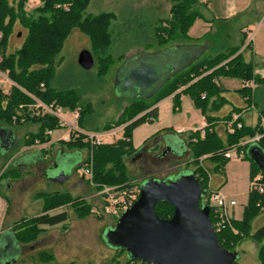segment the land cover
<instances>
[{
	"label": "trees",
	"instance_id": "1",
	"mask_svg": "<svg viewBox=\"0 0 264 264\" xmlns=\"http://www.w3.org/2000/svg\"><path fill=\"white\" fill-rule=\"evenodd\" d=\"M24 1L16 0L15 3H12L9 0H0V70H7V75L13 82L7 93H4L0 88V126L15 129L26 123H36L37 132H32L24 140V146L33 144L35 139L41 143L46 142L49 136L45 135V130L58 128L55 117L33 112L29 107L34 103L33 98L45 103L53 102L66 110L78 108L77 124L86 129L104 131L123 125L117 139L111 143L94 146L83 163L91 161L90 180L96 190L103 186L126 189L134 184L128 176L126 159L134 157L141 150L135 149L132 145V130L138 124L150 118H156L157 109L153 106L160 100L172 95L174 107H177L180 94H187L208 124L204 135L201 136L197 131L177 134L164 129L161 138L166 144L169 142L179 144L180 148L177 154L189 157L186 164L193 166L190 171L196 176L205 191V195L200 200L202 205L209 206L205 198L210 171L222 170V165L228 160L223 156L226 149L238 146L244 138L258 135V140L252 143H255L264 152V126L262 125V121L264 123V107L259 110L260 116L256 125H245L238 118L242 126L235 128L232 133L226 131L224 139L219 137L214 130L213 121L216 117L210 114L212 111L219 110L227 102L226 98L221 95L226 92V89L217 82L220 76L237 78L244 82L252 81L258 89L259 86L264 88V77L256 74L253 64L244 61L241 51L239 52L245 35L240 45L224 47L213 56L195 61L184 71L168 80L154 95L145 99H135L122 110L116 120L102 127L92 122L90 105L81 99V95L76 90L59 87L56 84V60L64 41L73 29H78L88 38L89 51L93 55L94 63L97 64V73L105 75L114 61L111 48L118 47L124 51L137 44L164 47L173 41H189L188 29L195 18L203 17L197 0H172L169 16L158 20V25L156 20L152 21L148 17L136 13L133 15L136 19H131L136 26H133L134 23L127 19L123 23L120 22L119 30L116 27L118 20L116 21V15L112 12H101L97 15L86 14L90 0H41V5L36 9L35 15H28L23 11ZM205 1L207 2V0ZM63 4L67 5V9L62 7ZM16 23L25 27L27 33L22 45L15 52L6 53L9 36ZM245 47H250V42ZM180 88L182 89L178 91ZM238 92L248 103L255 100L256 95L252 94L249 87L243 86ZM20 105L22 107H19ZM239 110L234 107L223 117V120L230 121L232 113L239 112ZM21 118L23 120H20ZM154 138L155 136L151 139ZM61 142L67 148L88 150V146L80 139ZM252 143L242 146L243 158L247 157V148ZM12 149L4 157H7ZM202 156L205 157L201 159ZM205 159H208L212 164L211 167L203 164L202 161ZM256 168L259 171L258 174L261 175V183L264 184V170ZM256 175L252 176L251 181ZM68 204L73 208L78 218L86 217L92 212L91 204L79 197H73L68 193L50 194L44 197L40 214L17 221L8 233H12V239L16 243L30 244L44 230L42 226L52 227L66 221V211L50 214L48 210ZM209 208L211 221L214 222L212 207L209 206ZM154 210L161 218H169L173 213V207L166 202L157 203ZM263 211L264 192L250 187L241 218H232V228L226 227L216 231L220 245L225 249L235 251V246L243 238L250 237L258 243L257 258L260 264H264V225L252 232V221ZM114 250L117 253H125L120 248ZM36 257V261L40 264H59L54 260L53 254L45 250L38 251ZM117 257H114L116 264H118ZM121 264L148 263L126 256ZM232 264H238L237 259Z\"/></svg>",
	"mask_w": 264,
	"mask_h": 264
},
{
	"label": "rangeland",
	"instance_id": "2",
	"mask_svg": "<svg viewBox=\"0 0 264 264\" xmlns=\"http://www.w3.org/2000/svg\"><path fill=\"white\" fill-rule=\"evenodd\" d=\"M9 1L15 3L16 0ZM157 1L165 3L164 6L159 5L160 8H158L157 15L154 14L150 16L151 20H156L157 23H155L158 25V20L165 19L169 16L172 0ZM213 1L214 3L217 2V0ZM141 2L142 0H90L86 8V14L97 15L101 12H112L116 15V21L118 20L116 27L119 30L120 22L123 23L127 19H136L133 15L136 14L138 8H141ZM197 2L203 17L195 18L188 30L192 35L201 36L206 28L207 31L203 34L206 36L204 40L217 42L214 47L208 48L206 52L201 55L200 58L202 59L213 56L220 47L219 45L226 42L233 43V41H235L233 35L237 33L233 31L227 35L217 32L222 22L214 17L222 15V11L217 13V10L205 0H197ZM246 2L247 0H236V8L240 10H243L252 2L253 3L243 15L240 14L228 20L224 25L229 26L230 30L237 29L239 26L244 25L248 31V36L245 37L243 44H247L251 39L254 41H264V0H251L248 1V3ZM23 11H25L24 7ZM25 13L28 15H35L37 10H29L25 11ZM132 22L134 23V21ZM123 26L127 27L125 24H123ZM133 26H136V24L134 23ZM26 33V28L20 23H16L9 36L5 52H15L22 45ZM200 42H202V40ZM136 47V45L132 46L130 50L123 52V58L129 55V52L132 53L137 51L138 48ZM153 47L159 48L158 45H154ZM83 48H89L88 38L78 29H73L64 41L63 47L58 54L55 64V81L59 87H68L76 90L78 94L81 95V99L90 105V112L93 118L92 122L102 127L116 120L123 108L125 106L127 107L136 97L132 95L122 83L115 80L114 73L120 62L119 60H121L118 47L111 48L114 61L109 66L105 75L97 73L96 63H94L90 69H83L79 66L77 63V55ZM147 48L150 49L152 47L149 46ZM255 62L256 63L253 65L254 69L258 67L264 68V62H261L258 57H255ZM7 73V70H0V88L4 93H7L13 84ZM226 79L228 80H224V84L228 87L233 86V80L230 82V77ZM234 81L239 82L237 79ZM262 91L263 88L259 86V89L256 90V95L261 94ZM181 99L182 102L179 99L182 105L180 110L174 107L173 100H168L162 103L161 106L162 118L164 119L161 120V122L172 124L171 126L174 129L181 128L180 126L184 122L183 119H185L184 117L187 115L185 113L190 112L189 109H196L187 94H184ZM32 110L35 112L34 107H32ZM257 111H259V109H257ZM254 113V111L247 112L248 115ZM62 115L65 118L72 119L70 113H62ZM172 127H170L171 130H173ZM64 129L52 132V137L60 135ZM12 130L15 135L14 148L7 157H4L7 153H0V181L2 182L4 179H8L11 184L8 189L3 185L0 186V264H40L36 261V254L41 250L52 253L54 260L59 264H116L114 262V257L117 256L118 264H121L125 260L127 254L124 252L117 253V251L110 247L105 241L106 231L114 226L118 217L101 211L103 196L99 194L104 186L96 190L94 184L91 183V180L87 176L84 178L94 186L93 192L95 193L85 201L91 204L94 212H91L86 217L78 218L69 204L54 207L48 210L50 214L62 211L67 212V219L64 223L52 227L43 226L44 230L38 235V237H41L37 242H35L37 240L35 239L30 242V244H18L12 239V233H8L9 229L12 228L13 224L17 221L29 219L40 214L42 212L45 196L55 193H68L71 196L73 195V197H79L81 199H83L82 197L84 196L83 193L74 191L72 194L69 191L73 187L77 188L81 186L79 176L81 177L82 174L78 171V168L72 171L73 177L67 184L63 185L57 181L48 180L50 176L48 173H52L51 165L53 161L55 162L54 158H57L56 153H54L55 149L51 147V156L45 157L44 159H41L34 151L36 150V152H38L39 150L36 146L48 142L49 139L46 142H40L39 145L36 142L38 139H35L33 144H27L25 146V148L29 149L20 152V148L24 146V140L27 139L32 132H37L38 128L36 123H26L23 124L19 130L16 128V131L14 129ZM120 132L121 131L115 136H107V139H117L120 136ZM247 139L248 138H244L240 142ZM56 140L57 144L66 148L64 143L59 141L58 137ZM139 149H141L140 152L134 157L126 159L128 176L133 183L139 184L144 178L148 177L165 180L176 179L180 175L188 173L193 167L191 164H186L189 159L187 155L182 156L174 154L170 152V150L166 151L162 159L157 160L153 158L155 155L165 150L164 141L161 136L146 143ZM203 157L205 156H202L201 159H203ZM83 161L81 163H83ZM202 162L208 167L212 165L209 163L208 159ZM88 165L89 167L91 166V161H89ZM46 166L48 167L45 168ZM256 167H258L257 164L248 156L246 158L228 159L222 165L221 171H210L209 186L212 189H217L218 192L226 197L234 199L236 205L233 207V210L236 208L240 212L242 207L246 204L252 176L254 174L258 176L259 171ZM255 177H253V179ZM214 186H216V188ZM82 192L85 194L87 193V191ZM2 197L5 200L2 199ZM238 211L236 212L238 213ZM263 225L264 211L253 220L252 231ZM30 245H33V247ZM258 246V243L250 237L243 238L235 246L238 264H260L256 255Z\"/></svg>",
	"mask_w": 264,
	"mask_h": 264
},
{
	"label": "water",
	"instance_id": "3",
	"mask_svg": "<svg viewBox=\"0 0 264 264\" xmlns=\"http://www.w3.org/2000/svg\"><path fill=\"white\" fill-rule=\"evenodd\" d=\"M177 50L174 47L159 55L143 54L126 59L116 69L115 80L136 99L149 98L199 53L195 46L182 52ZM77 63L83 69H90L94 65L93 55L88 49H82ZM14 139L11 128L0 126L1 154L13 148ZM170 143L173 144L169 142L168 149ZM246 155L264 170V152L258 146L247 148ZM56 163L48 180L62 182L67 174L56 172ZM139 187L137 199L105 233L110 247L123 249L129 258L148 264H232L237 259L235 251L220 245L210 208L200 201L205 191L191 171L176 179L144 178ZM160 202L173 207L169 218L156 214L154 208Z\"/></svg>",
	"mask_w": 264,
	"mask_h": 264
},
{
	"label": "crops",
	"instance_id": "4",
	"mask_svg": "<svg viewBox=\"0 0 264 264\" xmlns=\"http://www.w3.org/2000/svg\"><path fill=\"white\" fill-rule=\"evenodd\" d=\"M248 1H251V0H247L246 3H248ZM207 2H209V4H211V6H213L217 10V13L222 11V15L214 17V18L218 19V21L222 22V23H220V25H219V27L217 29V32L224 33V34H227V35L229 33L233 32V31H236V33H237V34H234L235 36L232 34L233 38L235 40V41H233V43L232 42L231 43H227L226 42V43H224L222 45H219L220 47L217 49V52L221 51L224 47H233V46L240 45L244 35H245V37L248 36L247 35L248 31L246 30L245 26L241 25L237 29L230 30L229 26H225L224 23L227 22L228 20L236 17V16H239L240 14L243 15L249 9V7L251 6V4L253 2L252 3L250 2L251 4L248 5L247 7H245L243 10H240V9L236 8V6H237L236 5V0H217L216 3H214L213 0H207ZM164 4L165 3H163L162 1L158 2L157 0H142V2H141L142 6H141V8L137 9L136 13L151 19L150 16H153L154 14L157 15L158 8H160L159 5L164 6ZM169 6H170V4H169ZM145 11H147V12H145ZM146 13H148V14H146ZM206 31H207V29L205 28L203 34ZM187 34L190 37L189 41L171 42V43L165 45L164 47L163 46L159 47V48L158 47H152V48L148 49L147 47H149V46H147L145 44H137L136 48H138V50L134 51L132 53L129 52V55H127L125 58H123V54L122 53L125 52V51L130 50V48L132 46H130L127 50H124V51H121L119 49L120 54H121V56H120L121 60H119L120 62L118 63V67L126 59H129V58L137 56V55H143V54H145V55H150V54L151 55H159V53L162 52L163 50L169 49V48H174V47L175 48H179V50H177V51L182 52L183 49H185V48H188L190 46H195L197 48L198 52H199L197 57H195L194 59L189 61L187 64H185L178 72H176L173 75V77H174L175 75H177L180 72L184 71V69H186L192 63H194L195 61L201 59L200 58L201 55H203L208 48L214 47L216 45V43H217L216 41H212V42L205 41L204 38L206 36L203 35V34L201 36H195V35L190 34L189 30H188ZM201 40H202V42H200ZM250 43H251L250 47H245L246 44H241V46H240L239 52L241 51V53L243 55V58H244V61L252 62L253 65H254L256 63L255 62V57H258L261 62H264V41L263 40L254 41L253 39H251ZM133 46H135V45H133ZM83 49H88L89 50V48H83ZM115 72H116V70H115ZM254 72L256 74L260 75L261 77H264V68L258 67L256 69H254ZM226 78L227 77L220 76L218 78L217 82L220 83L226 89V92L222 93L221 95L226 98L227 102L223 106H221L219 108V110L210 112V114L212 116L216 117V119H214V121H213V123H214V125H213L214 127L213 128L217 132L218 136L223 138V139L225 138L226 127H227V121L223 120V117L225 115H227L234 107L238 108L240 110H239V112H233V113H237L239 115V119H240V121H242L243 124L250 125V126H254L258 122L260 114H259V111H257V109L260 110V108L264 107V88H263V91H262V93L260 95H256L255 91H256V89H258V87H257V85L254 82H252V81L244 82V81H242L240 79H237V78H231L230 82H232V80H233L234 84H233V86L228 87V86H226L224 84V80H228ZM236 79L239 80V82L234 81ZM243 86L251 88L252 94L256 95L255 100L253 99L250 103H248L240 95V93L238 91ZM181 89L182 88H180L178 91H180ZM152 95H154V93ZM183 95L184 94H180L181 102H182L181 97H183ZM172 97L173 96L170 95V96L160 100L159 102L156 103V105L153 106V107H156V109H157L156 118H150L149 120L138 124L132 130L131 142H132V145H133V147L135 149H139L141 146H143V144L146 141H148L147 143H149L152 140H154L155 138L160 137L163 134V131H165L166 129L170 130V131H173V132H175L177 134H187V133H190V132H194L198 128H202V121L205 120L204 116L200 113V111L198 109H195V108L194 109H189L190 112H186L185 113L187 115L184 117L185 119H183L184 122L180 126L181 128L174 129L171 126L172 124H166V122H163V121L161 122V120H164L162 118V111H161L162 103H164V102H166L168 100H173ZM180 107H182V105L179 102V106H177L175 108L180 110ZM250 111H254L255 113L251 114V115H248L247 112H250ZM262 125L264 126V123H262ZM22 126L23 125H20L16 129L19 130ZM170 127H172L173 130H171ZM57 130L58 129L53 130L52 132H55ZM58 136L59 135H57L55 137H52V133H51L49 135V141L46 142V143L40 144L39 146H36V147H38L39 151L36 152V150H35L34 152L38 156H40L41 159H44L45 157H50L51 156L50 150L52 149L51 147H54L53 148V149H55L54 153H56V156H57L56 159L54 158V160L57 162L56 163L57 165L55 166L57 168L56 172L63 171L64 174H67V178L65 180H63L62 182H59V183L64 185V184H67L68 182L71 181V178L73 177L72 171L74 169L78 168L80 163L85 159V153L86 152L84 150H79V149H76V148H69L68 149L67 147L66 148L61 147L59 144L56 143L57 142L56 138ZM153 136H155V138L151 139ZM251 146L255 147V143L249 144L248 148L251 147ZM27 149H29V148H25V146H22L20 148V152H23L24 150H27ZM30 155H32V154H30ZM30 155H28V156H30ZM54 164H55V162L53 161V164L51 165V167H53ZM47 167L48 166H46L45 168H47ZM48 175H51V173H48ZM76 176H78V175H76ZM86 181L87 180L84 178V176L83 177L79 176V182H80L81 186L77 187V188L73 187L69 191L72 194L74 193V191L83 193L84 196L82 198L84 200H87V198L92 197L95 192H93L94 186H92V184H90L89 181H87V182ZM2 185L5 188H7V189L10 188V185H11L10 184V180L4 179L2 182L0 181V186H2ZM214 187L216 188V186H214ZM85 189H87V190H85ZM82 191H87V193L85 194ZM2 199H4V198L2 197ZM243 207H242V210H243ZM235 209L236 208H234V210L232 211L233 216H234L235 219H240L242 210L239 212L237 209L236 210ZM236 211H238V213ZM40 237H38L35 242H37ZM30 246L33 247V245H30ZM256 255H257V252H256Z\"/></svg>",
	"mask_w": 264,
	"mask_h": 264
},
{
	"label": "built area",
	"instance_id": "5",
	"mask_svg": "<svg viewBox=\"0 0 264 264\" xmlns=\"http://www.w3.org/2000/svg\"><path fill=\"white\" fill-rule=\"evenodd\" d=\"M41 5V0H25L23 7L25 11L36 10ZM63 8L67 9V5L63 4ZM250 42V41H249ZM42 86V85H41ZM34 103L29 107L35 108V114L39 115H51L55 117L58 123V130L64 129L61 134L58 136L59 141H70L75 139H80L81 142L85 143L88 146V150H86V158L88 154H90L92 148L96 145L111 143L113 140L107 139V136H115L119 131L122 130L123 126L112 127L108 130L104 131H95L90 129H85L80 127L77 124V120L79 118V109L66 110L61 106L56 105L55 103H45L39 99L33 98ZM22 107V106H20ZM62 113H70L72 115V119H68L63 117ZM239 115L237 113H233L231 115V120L227 122L226 131L232 133L235 128H240L242 123L238 121ZM15 119V117H14ZM205 119V118H204ZM20 120H23L21 118ZM206 120L202 121V128H198L195 131L199 132L201 136L204 135L205 129L207 126ZM56 130V129H55ZM53 130L47 129L45 130V135H50ZM194 131V132H195ZM259 138L258 135L248 138L245 141L239 143L238 146H232L226 149L223 153V156L227 159H238L244 156V150L242 146L247 143H252L257 141ZM57 141V140H56ZM39 145V140L36 141ZM89 161L86 163H82L78 166V171L84 177H88L91 179V166L89 167ZM250 187L259 191L264 192V184L261 183V175L258 174L251 182ZM139 184L134 183L132 186L123 189L117 188L115 186L109 187L104 186L99 195L103 196V203L101 211L110 214L112 216L118 217L125 209L130 207L134 201L137 199L139 195ZM206 198L205 201L208 202L209 206L212 207V212L214 216L213 228L216 231L230 227L231 220L233 216V207L236 205V201L234 199L228 198L225 195L221 194L217 191V189H212L209 186L206 190ZM92 212L94 210L92 209Z\"/></svg>",
	"mask_w": 264,
	"mask_h": 264
},
{
	"label": "flooded vegetation",
	"instance_id": "6",
	"mask_svg": "<svg viewBox=\"0 0 264 264\" xmlns=\"http://www.w3.org/2000/svg\"><path fill=\"white\" fill-rule=\"evenodd\" d=\"M172 143H173L172 146H171V143H170V149H168L167 148L168 145L166 143H164L165 150L161 151L160 154L155 155L153 158H155L157 160L164 158L167 150H170V152H172L174 154H177L178 153V150L180 148V145L177 144L176 142H172Z\"/></svg>",
	"mask_w": 264,
	"mask_h": 264
}]
</instances>
